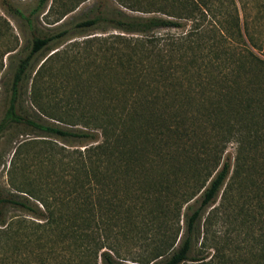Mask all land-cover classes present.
<instances>
[{
	"label": "trees",
	"instance_id": "1",
	"mask_svg": "<svg viewBox=\"0 0 264 264\" xmlns=\"http://www.w3.org/2000/svg\"><path fill=\"white\" fill-rule=\"evenodd\" d=\"M47 1L37 0L28 15L9 0L3 3L9 13L31 24L32 15L41 13ZM120 4L139 10L125 0ZM149 5L156 6L144 12L164 16L131 15L120 8L76 23V27H97L104 21L123 32L81 40L84 51L79 55L86 61L79 73L87 72L88 79L83 86L67 90L73 105L65 112L72 114L57 120L82 128L47 126L16 114L17 86L30 55L66 30L33 37L29 55L20 60L14 74L11 102L0 130L11 122L25 123L60 139L88 143L82 149L61 148L58 184L50 175L43 184L30 181L27 187L16 188L25 194L22 199L0 197V207L9 204L24 212L6 222L0 216V241L6 246L0 264L7 258L10 264H97V258L101 264H116L113 256L120 257L119 241L135 236L137 197L144 219L156 223L158 214L176 213L201 191L198 205L188 207L186 232L178 247L167 256L178 230L157 228L158 244L137 260L180 264L191 248L195 221L215 199L230 170L229 178L240 189L251 179L252 170L255 176L263 173L264 60L253 50L264 52V35L256 36V24L244 19L249 49L239 22L227 26L218 20L214 25L198 22L201 16L220 11L208 0L201 7L197 0ZM263 17L264 2L257 3L255 18ZM191 18L193 27L184 34H157L158 29L180 27V19ZM66 52H52L37 68L32 85L35 104L40 83L50 85L54 78L62 90L68 84L65 73L47 67L50 58L61 59ZM98 53L100 62L88 72L90 57L95 62ZM44 75L46 80L40 82ZM190 91H195L198 101L186 98ZM38 108L45 111L41 105ZM229 142L235 145L233 165L229 158L222 159ZM165 255L161 263L154 261Z\"/></svg>",
	"mask_w": 264,
	"mask_h": 264
},
{
	"label": "rangeland",
	"instance_id": "2",
	"mask_svg": "<svg viewBox=\"0 0 264 264\" xmlns=\"http://www.w3.org/2000/svg\"><path fill=\"white\" fill-rule=\"evenodd\" d=\"M9 1L25 15H28L37 3V0ZM125 1L131 2L139 10L123 7L120 4L121 0H48L41 13L32 15L30 24L20 16L9 13L3 0H0V123L11 102L14 74L20 60L29 55L33 37L66 30L65 35L30 55L17 86L15 112L21 117L47 126L82 128L81 125H71L57 120L59 117L69 119V114H72L65 112L69 104H72V96H67L70 95L67 90L83 86L85 79H88L87 72L79 73L83 71L86 61L85 57L79 55V52L84 51V44L81 40L89 36L101 38L123 32L112 28L104 21H100L97 27H76V23L100 13L108 16L110 11L120 8L131 15L164 16L161 12H144V10L149 8L153 10V6L156 5L150 6L151 3L166 4L168 0ZM203 1L206 0H197L200 7L203 6ZM208 2L212 4L213 8L215 7V10L219 6L220 11L216 10L215 15L201 16L198 22H203L204 25L209 22L214 25L215 22L218 23V20L223 23L225 21L226 26L227 23L239 22L242 37L249 49L251 47L245 33L244 19H247L249 23L252 21L253 24H256V27L253 28L256 36L264 35V17L255 18L256 4L264 2V0H208ZM49 7L51 8L50 12L44 15ZM180 22V27L161 28L158 29L157 34L178 36L193 27L192 18L180 19ZM230 30H232L231 33H234V28ZM75 42L78 43L73 45ZM91 44L93 51L96 48V42ZM238 49L243 53L246 52L242 45H239ZM56 50H66L67 52L61 59L50 58L47 62L48 70L65 73L69 78L68 84L62 90L58 80L52 78V83L46 85L42 82L46 80L44 75L40 79L42 82L39 85L40 88L35 93L36 101L38 99L37 105L33 102L32 86L36 76L35 72L40 63ZM253 51L260 59L264 60L263 51ZM99 62V53L96 55L95 62L90 57L87 71L95 68ZM75 72L80 76H77ZM71 94L76 97L75 93ZM186 98L192 102L198 101L195 91H190ZM40 105L44 108V112L39 110L38 106ZM98 139L100 138L98 137ZM86 143L88 141L73 138L60 139L37 127L11 122L0 130V197L22 199L25 194L16 188L27 187L30 181L40 184L53 177L54 184H58L57 158L60 152H63L61 148L68 149L67 151L76 148L82 149ZM234 146L233 142L227 143L222 154V159L229 158L232 165ZM252 172L251 179L246 180L243 188L240 189L238 184L229 178L230 170L228 178L215 199L203 209L200 217L195 221L191 248L187 259L180 264H264V170L262 174L257 173L256 176L255 170ZM50 175L51 177H49ZM262 175L263 178H260ZM255 177L257 178L254 179ZM200 193L201 191L183 203L176 213L167 211L164 215L158 214L159 219L156 223H149L148 219H144L146 215L139 208L140 202L137 197L135 199V236L123 239L126 241L121 240L123 242L119 241L120 245L117 246L120 248V257L113 256L116 264H141L137 260L142 258L143 253L158 244V231L163 227L164 231L166 228L173 230V233L178 230L176 240L166 254L169 256L184 237L186 232L185 215L190 212L188 207L198 205ZM147 203L151 208L152 199ZM0 210V216L5 222L12 216L24 215L22 210L9 204L2 205ZM2 227L3 225H0V228ZM5 248L6 246L0 241V257ZM166 255L162 258L158 257L154 261L161 263L167 257ZM2 264H10L8 258L6 261H2ZM97 264H101L100 258H97ZM148 264H152V262Z\"/></svg>",
	"mask_w": 264,
	"mask_h": 264
}]
</instances>
